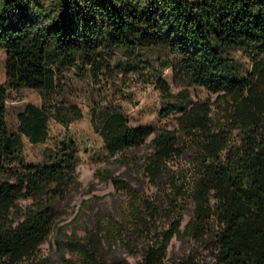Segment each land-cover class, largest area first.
<instances>
[{
  "label": "trees",
  "instance_id": "16d2710c",
  "mask_svg": "<svg viewBox=\"0 0 264 264\" xmlns=\"http://www.w3.org/2000/svg\"><path fill=\"white\" fill-rule=\"evenodd\" d=\"M150 46L167 50L174 81L214 97L169 105L161 113L177 111L176 125L158 129L129 125L110 105L93 108L90 122L106 151L152 191L108 170L103 178L127 193L124 214L97 211L83 235L67 233L56 225L58 202L80 185L73 142L45 164L17 161L6 89L40 93L41 105L18 112L17 130L44 142L50 107L63 122L81 116L75 105L60 113L53 101L60 63L77 55L99 70L112 52ZM0 48V264H170L167 246L177 234L203 244L209 264H264V0H0ZM234 49L250 58L243 73ZM156 82L167 92L160 75ZM149 135L144 153L125 152ZM54 230L56 259L38 247ZM126 250L138 254L135 263Z\"/></svg>",
  "mask_w": 264,
  "mask_h": 264
},
{
  "label": "rangeland",
  "instance_id": "374dc122",
  "mask_svg": "<svg viewBox=\"0 0 264 264\" xmlns=\"http://www.w3.org/2000/svg\"><path fill=\"white\" fill-rule=\"evenodd\" d=\"M238 62V71H243L250 65V58L241 49L231 50ZM167 50L157 46L141 47L134 53L112 52L106 56L107 67L94 69L93 65L82 61L75 55L68 62L59 64L57 69L59 93L53 97L60 107V113L68 111V105H75L81 111V116L65 117V122L59 120L55 108L50 107L47 117V136L44 142L33 143L18 132L17 114L23 110L24 104L32 102L42 104L40 93L33 88L6 89V123L15 140L17 151L16 160L22 164H45L53 159L54 153L59 152L62 145L67 148L73 142V152L76 157V175L79 181L77 189L58 202L59 220L67 233L83 235V226L91 225V218L97 211L115 214L117 218L126 210L127 193L118 191L109 179L103 178L105 172L112 171L128 179L139 187L143 184L146 192H151L142 175L131 165L120 164L116 161L117 153L106 151L102 137L94 130L90 122L91 111H96L110 105L122 110L129 125L150 126L154 129L173 127L176 125L177 111L167 113L161 111L169 105L176 106L187 100L214 97L201 86L189 85L185 81H174L171 67L167 64ZM4 49L0 48V82L4 83ZM158 72V73H157ZM168 83L167 92L157 86V78ZM185 94H180L182 90ZM48 102H46L47 104ZM59 116V115H58ZM149 137L137 148L127 149L128 154L139 155L148 148ZM23 204L27 200H21ZM190 205L184 211L179 228L190 216ZM55 230L39 244V252L58 258L61 250L55 244ZM119 252V251H118ZM65 255L69 253L64 252ZM128 260L135 263L137 253L121 252ZM187 257L194 262H211L207 249L203 244L185 239L181 235H173L167 246V258L170 264H190Z\"/></svg>",
  "mask_w": 264,
  "mask_h": 264
}]
</instances>
